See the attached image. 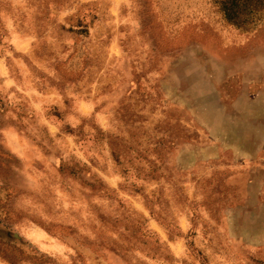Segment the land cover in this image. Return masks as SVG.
<instances>
[{
	"label": "rangeland",
	"instance_id": "obj_1",
	"mask_svg": "<svg viewBox=\"0 0 264 264\" xmlns=\"http://www.w3.org/2000/svg\"><path fill=\"white\" fill-rule=\"evenodd\" d=\"M0 0V264H264V9Z\"/></svg>",
	"mask_w": 264,
	"mask_h": 264
},
{
	"label": "trees",
	"instance_id": "obj_2",
	"mask_svg": "<svg viewBox=\"0 0 264 264\" xmlns=\"http://www.w3.org/2000/svg\"><path fill=\"white\" fill-rule=\"evenodd\" d=\"M220 4L225 18L239 26L250 22L264 9V0H222Z\"/></svg>",
	"mask_w": 264,
	"mask_h": 264
}]
</instances>
